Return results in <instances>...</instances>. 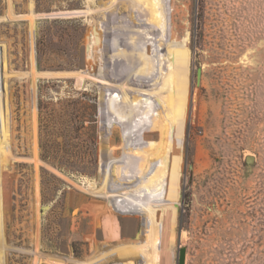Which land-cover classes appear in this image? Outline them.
<instances>
[{"label":"rangeland","instance_id":"374dc122","mask_svg":"<svg viewBox=\"0 0 264 264\" xmlns=\"http://www.w3.org/2000/svg\"><path fill=\"white\" fill-rule=\"evenodd\" d=\"M175 1L146 3L160 33L139 0H0V264H148V234L151 264L180 247L185 264H264V0ZM135 87L168 127L147 182L124 160L133 126L103 112L110 89L137 123Z\"/></svg>","mask_w":264,"mask_h":264},{"label":"bare ground","instance_id":"6f19581e","mask_svg":"<svg viewBox=\"0 0 264 264\" xmlns=\"http://www.w3.org/2000/svg\"><path fill=\"white\" fill-rule=\"evenodd\" d=\"M152 1L153 0H147V1L146 0H139L140 7H139L138 11L140 13H142L144 17L146 16L147 19L150 21V23L155 25L157 30L159 28L160 33H164L166 25H165V21H164L165 19L163 18V14H165V13H163V11H164L163 6L158 7L159 19H158V22L156 24V22L154 21V18H153V10L151 9V7H150V9H148V7L146 6V3L148 5H150L152 3ZM175 3H176V1H175ZM94 27H93V29H94ZM92 34H94V33L92 32ZM94 35H95V43H99V41L96 40L98 33H97V36H96V34H94ZM155 35H156L155 29L153 27L148 28L147 31L145 32V38L146 39H150V38L154 37ZM99 39H100V37H99ZM171 48L173 50H175L173 46H171ZM145 57L146 56H144V58ZM149 61L152 62V59H150ZM163 67H164V65H163ZM151 70H150V72H151ZM134 90H136L140 93L139 94L140 98L136 102H134V101L132 102V98H131V100H127V99L126 100L128 101L127 104H130L129 106H131L136 112L135 114L138 118L137 123H134L130 118H128V119L125 118L126 116L125 117L123 115L121 116V114L119 113V111L117 109L118 105L116 104V101H118V99L116 97H114L113 100H110V97L108 98V108H109L108 111L112 115V118H113V120L110 121L111 123L117 122V123L124 124V122H125V124H129V125L133 126V129H134V131H133L134 138L133 139L135 141L134 146H132L133 152L126 154V156H124V160L126 161L129 156H131V159H132V157L133 158L137 157L138 159L144 158V160H143L144 163L141 164L142 161L140 162V168L138 169V171L141 172V176H144V179H145L144 182H147L151 178V176L153 175L154 171L156 170V168L158 166V159L160 158L161 153L163 151V148L165 146L166 140H165L164 136L165 137L168 136V132L166 131V129L168 127H167L166 123H164V122H161L160 124H159V122L158 123H154V122L152 123L151 122L150 124H147L145 122V119H146L145 114H148L147 113L148 111L150 113V110L148 108L149 104H148L147 99L154 98V91H152L150 89L140 88V87H135ZM109 91L108 90L106 91L105 96L109 95V93H111L112 90L109 89ZM133 100H135V99H133ZM153 106H155V103L153 104ZM125 110L126 109L124 108V111ZM127 111L129 112V110H127ZM130 114H132V112ZM157 130H159V132H160L159 141L146 140L145 139L146 132H150L151 134L154 135L155 131H157ZM145 147L148 148V151H146ZM125 168H126V170L129 169L124 165H119V169L125 170ZM144 173H145V175H142ZM140 186H141V184H140ZM136 189H137V187H136ZM159 218L162 219L163 217L159 216ZM135 248L138 250V252L140 253L141 256L143 255V257H144L143 262H146L148 264L153 263V261L155 260V258L159 254V247L156 243V239H155V236L153 234H148L142 243L135 245Z\"/></svg>","mask_w":264,"mask_h":264},{"label":"water","instance_id":"95a60500","mask_svg":"<svg viewBox=\"0 0 264 264\" xmlns=\"http://www.w3.org/2000/svg\"><path fill=\"white\" fill-rule=\"evenodd\" d=\"M92 32L94 34H96L97 36V33H98V30L97 28L94 27V29H92ZM96 40L100 42V39L99 37L97 36L96 37ZM197 83H200V80H201V75H202V69L201 68H198L197 69ZM81 81V79L79 80V82ZM108 93V92H107ZM109 108H108V95L105 96V102H104V106H103V112L105 114H107L108 118L111 120H113L112 118V115L109 113ZM105 125H108V122H106L105 120ZM254 160L255 158L253 156H247L246 158V162L248 164L249 167L252 166V164L254 163ZM192 167V165H190ZM48 206H43L42 207V211H45L47 210ZM186 263V247H180V250H179V256H178V264H185ZM42 264H49V263H42Z\"/></svg>","mask_w":264,"mask_h":264},{"label":"trees","instance_id":"16d2710c","mask_svg":"<svg viewBox=\"0 0 264 264\" xmlns=\"http://www.w3.org/2000/svg\"><path fill=\"white\" fill-rule=\"evenodd\" d=\"M84 113H87L85 109L81 112L82 115L80 116V118L84 117L83 115H86V114H84ZM89 117H90V125H91V127H93V128L95 129V127H94V123L96 122V117H94L93 115H91V116H89ZM84 124H85V121L82 120V121L80 122L81 127H85Z\"/></svg>","mask_w":264,"mask_h":264}]
</instances>
